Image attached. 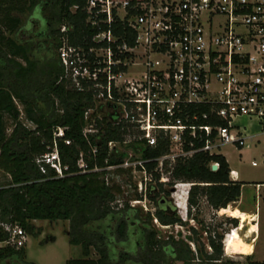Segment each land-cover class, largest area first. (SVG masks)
Wrapping results in <instances>:
<instances>
[{
    "label": "trees",
    "instance_id": "obj_1",
    "mask_svg": "<svg viewBox=\"0 0 264 264\" xmlns=\"http://www.w3.org/2000/svg\"><path fill=\"white\" fill-rule=\"evenodd\" d=\"M37 1L0 0V172L8 178V184L0 188V243L8 238L1 225H18L26 235L34 236L37 234L33 221H66L67 244L78 247L81 257L64 264H233L222 259V235L208 229L204 233L209 252L199 245L197 255L194 253L197 263L192 262L194 254L180 243L158 241V232L150 225L152 219L163 227L182 226L165 200L168 195L162 189L165 183L159 182L160 175L156 171L157 160L168 152V143L161 136L152 147L131 145L145 173L156 182V193L152 196L149 191L145 193L154 204L153 213L141 215L129 206L130 201H140L137 194L123 201L120 208L112 206L121 191L109 176L127 172V169L116 168L120 165V155L116 157L106 145L121 143L124 132L105 123L104 119H97L93 112L84 118V113L93 108L92 92L87 91L88 85L84 83L80 91L72 88L56 52L62 42L83 52L89 48L113 49L122 44L131 47L133 33L116 19L109 24L103 23V17L87 21L85 0H42L53 8L49 16L57 28L49 31V37L53 40L58 63L40 67L28 57L26 43L32 31L23 30L17 17ZM74 6L76 9H72ZM106 31L115 39L113 44L92 42L94 36ZM125 57L126 54H122L120 59ZM199 110L205 111V108ZM21 118L31 127L25 126ZM89 120H94L95 131L84 134ZM57 128L62 129L61 138L53 136ZM64 141H68V145ZM53 146L61 177L47 166H43L44 173H40L36 164ZM182 149L186 151L188 147L183 145ZM79 160L81 167L77 165ZM160 164L168 174L166 185H190L183 194L186 215L201 199L218 212L227 209L239 197L241 184L228 179V166L220 155L195 153L187 160L177 159L172 164L162 160ZM211 164H216V170L210 169ZM108 167L114 169L110 172ZM178 188L185 191L186 185ZM225 222L232 228L238 226L233 218L227 217ZM189 231L196 234L193 229ZM91 251L96 258H90ZM245 262L264 264L251 261L249 257ZM0 264L32 263L25 261L23 248L6 246L0 248Z\"/></svg>",
    "mask_w": 264,
    "mask_h": 264
},
{
    "label": "built area",
    "instance_id": "obj_2",
    "mask_svg": "<svg viewBox=\"0 0 264 264\" xmlns=\"http://www.w3.org/2000/svg\"><path fill=\"white\" fill-rule=\"evenodd\" d=\"M85 12L87 21L116 19L133 33L131 47L83 52L62 42L58 48L57 59L72 88L80 91L84 83L92 92L93 108L85 119L98 106H108L113 111L109 121L123 137L139 132L127 144L152 147L161 136L168 152L159 165L195 153L218 155L226 145L242 148L253 127L264 136V0H85ZM92 42L113 44L115 39L106 31ZM94 125L89 120L84 131L93 133ZM53 136L61 138L62 129ZM36 164L40 173L47 166L61 177L55 146ZM77 165L82 166L80 160ZM133 168L147 175L138 158ZM1 228L8 238L0 248L23 247L26 234L18 225ZM222 252L234 258L225 255L223 245Z\"/></svg>",
    "mask_w": 264,
    "mask_h": 264
},
{
    "label": "rangeland",
    "instance_id": "obj_3",
    "mask_svg": "<svg viewBox=\"0 0 264 264\" xmlns=\"http://www.w3.org/2000/svg\"><path fill=\"white\" fill-rule=\"evenodd\" d=\"M50 11H53L51 4L47 6L42 0H39L31 9L17 16L20 20V27L27 32L32 31V36L26 43L28 46V57L35 61L40 67L44 66L46 63H58L53 49V40L49 37V31L57 28L56 24H52L51 17L49 16ZM51 55H53V57H51ZM16 106L17 109H21L18 104ZM97 109L98 112L95 114L97 119H104L105 123L112 125L111 122L113 121H109V117L113 113L111 108L108 106H98ZM20 121L25 126L31 127L27 122L22 120V118ZM84 133H87V130L86 132L84 131ZM138 133L137 131L129 133L130 137L124 135V142L115 143V146L107 148L109 151H113L116 157L120 155V165L116 168L122 170L127 169V172H123L116 176L113 174L109 176L120 186L121 191L112 206L116 205V207L120 208L123 201L137 194L141 197L140 201H130L129 206L134 207L137 212L140 211L141 215H145L146 213L151 215L154 211V204L145 197V193L149 191L150 196L155 194L156 182L151 175L147 174L148 176H143L137 169L133 168L134 161L138 158V153L131 144H127L128 141L132 140ZM247 134L252 135L254 132L248 130ZM244 147L246 148V156L243 164L240 165V170L248 175L253 171L250 169V161L256 164L258 159L255 155L264 151V139L261 138L259 142H247ZM237 149L238 148L235 146L226 145L219 150V154L223 156L225 160L229 161L231 167L234 169L239 168L238 161L236 160ZM124 163L127 164L126 167L122 166ZM169 163L172 164L171 162ZM106 169L111 172L114 167H108ZM156 171L159 173L162 183H165L162 184V189L168 194L165 200L173 208L176 216L182 222V226L175 225L163 227L159 226L158 223L152 219L150 225L158 232V241L169 243L171 240L180 243L181 246L183 245L186 247L192 254H196L197 248L201 245L205 252L208 253L209 249L206 247V234L204 233V231L208 229V231L221 234L222 238L223 235L226 234L222 241L225 255L247 254L250 251L247 247H251V245L244 240L249 233L246 235L243 230L248 222L237 217L236 219L239 221V224H237L238 226L236 228L228 226L225 222V218L235 217L229 213L230 206L225 210H220L215 213V211L211 210L201 199L198 201L196 208L189 210V215H186L187 210L185 196H183V194L188 190L190 185L176 183V185L174 184L173 187H170L166 185L168 174L164 172L159 164ZM7 184V176L0 172V188L5 187ZM179 185H186L185 191L180 190L178 188ZM249 192L248 189L244 190L242 197L244 199L243 204L254 208V202L257 203L256 209L259 222V237L254 245V259L259 262H264V207H262V199L257 197L256 201H254V196H250ZM159 196L161 197L162 194ZM259 203L260 206L258 208ZM253 221H255L254 218H252L251 222ZM32 225L37 235L25 236V242L22 248L24 250L26 262L32 264H64L70 259H78L81 257L78 247H72L67 244L64 234L68 229V223L66 221H33ZM252 228L254 230L256 229V227L253 226ZM189 229H193L196 234L193 235ZM195 254L192 257V262L197 263ZM238 257H240L241 261H239ZM90 258H96V255L92 251L90 252ZM222 259L229 260L223 258V256ZM229 261L243 263L245 259L242 256L235 255L234 258Z\"/></svg>",
    "mask_w": 264,
    "mask_h": 264
},
{
    "label": "crops",
    "instance_id": "obj_4",
    "mask_svg": "<svg viewBox=\"0 0 264 264\" xmlns=\"http://www.w3.org/2000/svg\"><path fill=\"white\" fill-rule=\"evenodd\" d=\"M249 130H252L254 132V134L250 135V138L248 139L247 142H251V141L259 142V140L261 138L264 139V136L257 135L256 129L254 127L252 129H249ZM245 151H246L245 147L237 149V156H236L237 159L236 160L238 161V167L239 168H236V169L232 168L229 161L224 159L227 166H228V170H229L228 179L232 182H237V183L241 184L240 193H239V197H238L237 201L234 202L233 204L228 205L227 207L230 206L229 209L231 211H237L239 214H241L242 219H244V221L248 222V224L250 226L256 227V231L253 233H250L249 235H247L244 238V240L247 241V243H249L251 245V247H247L248 249H250V251L247 254H234L231 256H235V255L237 256L238 255V256L244 257V259L246 257H249V259L251 261L258 262V263H264L263 261L259 262V261L254 259V255H255L254 245H255L256 240L259 237V226H258L259 222H258V218H257V209H256L257 203L254 202V208H252L249 205H244L243 204L244 199L242 198L243 194H244V190L248 189L250 191L249 195L254 196V201H256L257 197L262 199V203H263L262 207H264V151L262 153H258L257 155H255L258 159L256 164L254 162L250 161V166H251L250 169L253 171L248 175L243 173L240 170V165L243 164V162L245 160V156H246ZM218 155H220V154H218ZM259 206H260V203L258 204V208H259ZM215 213H217V212H215ZM245 217H246V219H245ZM228 218L236 219V217H228ZM252 218H254L255 221L251 222ZM237 222L239 224L238 220H237ZM221 249H222V245H221Z\"/></svg>",
    "mask_w": 264,
    "mask_h": 264
},
{
    "label": "bare ground",
    "instance_id": "obj_5",
    "mask_svg": "<svg viewBox=\"0 0 264 264\" xmlns=\"http://www.w3.org/2000/svg\"><path fill=\"white\" fill-rule=\"evenodd\" d=\"M229 213L230 214H232L233 216H235L236 218L238 217V218H242V215L241 214H239L237 211H231L230 209H229ZM249 217V216H248ZM245 219H246V217H245ZM248 221V220H247ZM243 230H244V232L246 233V235L249 233H253V232H255L256 231V229L254 230L253 228H252V226H250L249 224H247V225H245L244 226V228H243ZM244 241V240H243Z\"/></svg>",
    "mask_w": 264,
    "mask_h": 264
},
{
    "label": "water",
    "instance_id": "obj_6",
    "mask_svg": "<svg viewBox=\"0 0 264 264\" xmlns=\"http://www.w3.org/2000/svg\"><path fill=\"white\" fill-rule=\"evenodd\" d=\"M211 170L214 171V168H212Z\"/></svg>",
    "mask_w": 264,
    "mask_h": 264
}]
</instances>
